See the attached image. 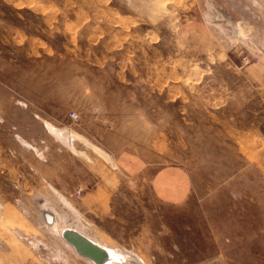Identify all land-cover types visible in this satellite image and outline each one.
<instances>
[{"label": "rangeland", "instance_id": "obj_1", "mask_svg": "<svg viewBox=\"0 0 264 264\" xmlns=\"http://www.w3.org/2000/svg\"><path fill=\"white\" fill-rule=\"evenodd\" d=\"M48 183L115 264H264V0H0V264H97Z\"/></svg>", "mask_w": 264, "mask_h": 264}, {"label": "bare ground", "instance_id": "obj_2", "mask_svg": "<svg viewBox=\"0 0 264 264\" xmlns=\"http://www.w3.org/2000/svg\"><path fill=\"white\" fill-rule=\"evenodd\" d=\"M229 23H231L230 21H227ZM221 25V24H220ZM222 26V25H221ZM238 26V25H237ZM52 131L54 132V134L63 137H67L70 136L71 138H75V136H77V134H70V132H66L61 130L58 134V129H56L54 126H51ZM78 137V136H77ZM69 138V137H68ZM65 140V139H64ZM43 197V196H42ZM65 198V197H64ZM47 199L46 197L42 198V200H40V203L45 204V207H41V209L39 211H37L39 213L40 216H44L46 217L47 221L46 224L48 227H50V229L52 231H54L55 233H57L58 235H60L61 237L64 238L65 241H67V243L69 244L70 247H72L73 250H75L79 255L85 256L87 258L90 259V256H87L86 254H83L82 252H78L75 245H73V243H71L70 241H68L67 237H66V233L67 231H75V232H79L82 233L85 237H87L89 240H91L92 242H98L99 245L103 246L104 248H108L109 251V259L104 262V264H115V262H122V260L125 258L126 255H133L131 252H129L128 250L122 251L119 250L118 248H114V245H112L111 243H107L104 240H101L99 237L96 236V238L98 240H101L103 243H106L108 245L113 246L112 248L107 247L106 245H104L102 242H99L98 240H96L95 238H91L90 236H88L84 230H83V226L79 225V224H73L70 222V217L64 212V217L63 214L59 213V217L57 216L58 212L55 211L54 209H52L48 203L46 202ZM66 204L71 207L70 209L74 212H79V210H77V208L74 206V204L69 203V201L66 200ZM55 218L56 221L55 222ZM59 218H63L62 220H64V224L62 225L59 222ZM45 219V218H44ZM54 222V223H53ZM59 224H61V228L59 226ZM127 259V258H126ZM97 264H103V263H97Z\"/></svg>", "mask_w": 264, "mask_h": 264}, {"label": "water", "instance_id": "obj_3", "mask_svg": "<svg viewBox=\"0 0 264 264\" xmlns=\"http://www.w3.org/2000/svg\"><path fill=\"white\" fill-rule=\"evenodd\" d=\"M66 237L68 241L75 245L78 252H82L87 256H90V260L94 263H103L109 259L108 248H104L99 245L98 242H92L82 233H77L75 231H67Z\"/></svg>", "mask_w": 264, "mask_h": 264}, {"label": "crops", "instance_id": "obj_4", "mask_svg": "<svg viewBox=\"0 0 264 264\" xmlns=\"http://www.w3.org/2000/svg\"><path fill=\"white\" fill-rule=\"evenodd\" d=\"M46 185H48V190H50L51 191V193H52V195L50 196V195H48V196H46V199H47V203H48V205L52 208V209H54L55 211H57L58 212V214H57V216L59 217V213L60 214H63V217H64V212L63 211H61V209H58L57 208V204L55 203V197H57L56 199H57V201L59 202V204H61V202L63 201V199H65L66 198V196H63V195H61L59 192H58V195H59V197L57 196V191H56V189L54 188V184H52V183H48V184H46ZM51 185H54L53 187L51 186ZM58 189V188H57ZM59 190V189H58ZM60 191V190H59ZM61 192V191H60ZM62 193V192H61ZM105 192H104V190H103V194H104ZM103 194H101V193H98V191H92V193H90V194H88L89 196L87 197V202H85L84 200H83V205L81 206H79L78 207V209L79 210H81V213H82V215H86V211L88 210V209H90V208H93V207H95V206H100L101 204H103V198H102V196H103ZM106 194V196H108V194L107 193H105ZM65 197V198H64ZM62 205H63V202H62ZM61 205V206H62ZM63 218H59V222L63 225L64 224V220H62ZM55 222H57L56 221V218H55ZM54 223V222H53ZM61 224H60V226H61Z\"/></svg>", "mask_w": 264, "mask_h": 264}, {"label": "built area", "instance_id": "obj_5", "mask_svg": "<svg viewBox=\"0 0 264 264\" xmlns=\"http://www.w3.org/2000/svg\"><path fill=\"white\" fill-rule=\"evenodd\" d=\"M74 116V114H73ZM83 187L82 186H79L78 190H77V195H81V193L83 192Z\"/></svg>", "mask_w": 264, "mask_h": 264}]
</instances>
